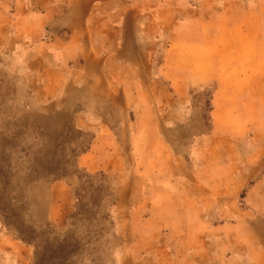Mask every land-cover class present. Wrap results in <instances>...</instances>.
<instances>
[{"label":"rangeland","instance_id":"374dc122","mask_svg":"<svg viewBox=\"0 0 264 264\" xmlns=\"http://www.w3.org/2000/svg\"><path fill=\"white\" fill-rule=\"evenodd\" d=\"M166 1L0 0V264H264V191L247 195L258 143L240 110L234 124L228 109L212 113L218 83L168 102L134 91L153 81L144 68L130 80L112 57L94 72L81 57L85 44H118L105 21L82 29L90 15ZM210 3L237 25L224 40L233 56L256 52L246 38L264 53V0ZM46 79L57 91L40 103Z\"/></svg>","mask_w":264,"mask_h":264},{"label":"crops","instance_id":"0c3cea01","mask_svg":"<svg viewBox=\"0 0 264 264\" xmlns=\"http://www.w3.org/2000/svg\"><path fill=\"white\" fill-rule=\"evenodd\" d=\"M210 1L168 0L151 11H148L149 6L145 4L134 3L116 9L109 8L106 11L110 14L109 16L102 15L105 12L90 15L89 23L87 26L83 24L82 29L88 32L97 23L103 24L102 21H105L103 25L106 33L105 38L118 40V44L114 43L112 47H109L107 43L100 42L95 45L85 44L86 47L84 46L85 49L81 57L85 59L86 70L90 72H94V65L100 67L101 63L103 64L112 57L114 72L123 73V71L129 70L128 78L130 80L135 77L134 75H142L141 70L144 68L145 75L150 74L153 81L136 84L134 91L137 93L154 91L164 94L168 102L171 97L169 91L181 94L178 100H183L188 97L191 88L204 89L217 82V96L213 101L217 109L212 113L216 112L218 115L221 114L219 113L220 109H228V119L230 120L228 124H234L233 118L238 115L240 110L241 118L244 120L242 124L252 125L254 128L253 141L256 140L258 144L252 150L251 155L257 159L249 169L247 177L253 179L256 177V173L261 175H259L257 183L248 190V198H252L256 191H264V143L261 144V141L264 142V53L260 50L262 47L258 48V41H249L246 38L244 39L245 48L248 49L249 45L253 44L256 52H246V54L236 52L237 55L233 56L235 54L230 53V47L228 50L226 49L224 40H228L230 36L228 30L232 31L233 26L237 25H233L229 15L226 17L224 14H220V6L218 4L211 6ZM258 6L255 7L258 8ZM231 7L232 3L228 1V13H230ZM243 10L253 12L254 9L247 10L245 7H240V12ZM82 15L84 14L82 13ZM115 19L119 20L118 26ZM143 20L146 22L142 29L140 23ZM248 22V18L244 21L242 19L241 26H247ZM140 29L144 32V38L148 39V43L143 47H140L135 40ZM52 43L49 42L46 48L50 51L48 53L49 61L50 56L54 55V51L51 52L54 49ZM62 50L66 51V48ZM240 57L243 58L240 60ZM143 59L151 62V73L148 71V69L151 70L148 64L139 63ZM236 60L242 62V68L236 67L233 63ZM246 63H248V67H244ZM99 72L97 71L98 75ZM35 76L41 78L44 74L35 72ZM49 76L46 77L49 78ZM46 80L44 81L46 83L40 84L39 90L35 92L38 94L37 99L40 103H47L57 91L55 82L52 83L50 79ZM63 86L70 87L66 83ZM114 92L121 93L126 90L114 87ZM174 114L182 115L184 112L178 113L174 110ZM143 122L146 125L152 123L149 118ZM251 202L257 207H261L254 198ZM254 227L259 232H257V236L262 237L260 227L264 228L263 216H256Z\"/></svg>","mask_w":264,"mask_h":264}]
</instances>
